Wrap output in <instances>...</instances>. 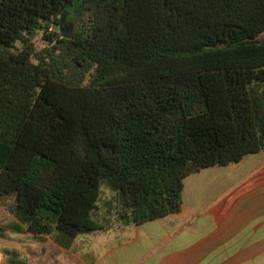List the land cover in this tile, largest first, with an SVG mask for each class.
I'll return each instance as SVG.
<instances>
[{"label":"trees","instance_id":"trees-1","mask_svg":"<svg viewBox=\"0 0 264 264\" xmlns=\"http://www.w3.org/2000/svg\"><path fill=\"white\" fill-rule=\"evenodd\" d=\"M261 152L264 0H0V207L28 233L179 214L188 177Z\"/></svg>","mask_w":264,"mask_h":264},{"label":"crops","instance_id":"crops-1","mask_svg":"<svg viewBox=\"0 0 264 264\" xmlns=\"http://www.w3.org/2000/svg\"><path fill=\"white\" fill-rule=\"evenodd\" d=\"M14 257L26 264H264V152L188 177L179 214L80 235L71 249L28 233L0 209V264Z\"/></svg>","mask_w":264,"mask_h":264},{"label":"rangeland","instance_id":"rangeland-1","mask_svg":"<svg viewBox=\"0 0 264 264\" xmlns=\"http://www.w3.org/2000/svg\"><path fill=\"white\" fill-rule=\"evenodd\" d=\"M63 21H64L63 25H62L63 31L67 34H74V32L77 28L76 19L73 18V16L68 13L63 17ZM35 44L38 46L39 49H42V46L46 45L45 41H43V39H42V36L37 37V39L35 40ZM215 178H218V180H221L219 177H215ZM222 184H221V186L223 187ZM222 187H220V188L222 189ZM0 209H2V211H5L1 207H0ZM6 213L8 214V212H6Z\"/></svg>","mask_w":264,"mask_h":264},{"label":"water","instance_id":"water-1","mask_svg":"<svg viewBox=\"0 0 264 264\" xmlns=\"http://www.w3.org/2000/svg\"><path fill=\"white\" fill-rule=\"evenodd\" d=\"M63 22H64V21H63V19H62L61 22H60L61 32L64 34V36H65L66 39H70V38L72 37L73 34H67V33H65V32L63 31V29H62Z\"/></svg>","mask_w":264,"mask_h":264},{"label":"built area","instance_id":"built-area-1","mask_svg":"<svg viewBox=\"0 0 264 264\" xmlns=\"http://www.w3.org/2000/svg\"><path fill=\"white\" fill-rule=\"evenodd\" d=\"M44 46H45V45H44ZM44 46H42V48H44ZM36 48H37L38 50H41V49H39V48H38V46H37V45H36Z\"/></svg>","mask_w":264,"mask_h":264}]
</instances>
